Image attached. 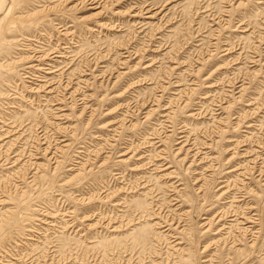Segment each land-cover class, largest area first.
I'll list each match as a JSON object with an SVG mask.
<instances>
[{
  "label": "rangeland",
  "instance_id": "1",
  "mask_svg": "<svg viewBox=\"0 0 264 264\" xmlns=\"http://www.w3.org/2000/svg\"><path fill=\"white\" fill-rule=\"evenodd\" d=\"M0 264H264V0H0Z\"/></svg>",
  "mask_w": 264,
  "mask_h": 264
}]
</instances>
